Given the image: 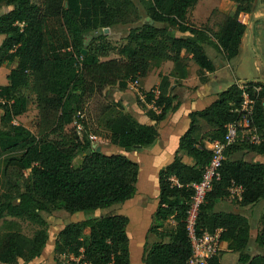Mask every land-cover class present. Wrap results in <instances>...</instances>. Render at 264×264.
I'll return each mask as SVG.
<instances>
[{"label": "trees", "instance_id": "trees-1", "mask_svg": "<svg viewBox=\"0 0 264 264\" xmlns=\"http://www.w3.org/2000/svg\"><path fill=\"white\" fill-rule=\"evenodd\" d=\"M197 1L150 0L148 19L130 26L127 41L116 45L102 27L112 30L118 15L136 11L134 0H0V6L11 7L0 15V34L4 36L0 66L4 62L13 65L7 84L0 86V96L10 100L0 104V219L11 216L38 226L31 238L17 230L5 232L0 237V264L39 257L48 239L41 212L56 210L85 213L83 219L60 229L57 253L71 254L82 264H131L129 217L96 213L134 197L138 164L125 154L92 147L85 121L81 136L74 130V114L82 108L85 96L107 86L125 89L129 82L145 77L151 67L170 61L172 67L160 75L157 93L153 88L144 92L146 104L152 105H143L145 114L152 122L143 124L132 114L109 107L103 112L105 132L100 136L97 132L99 142L124 151L152 144L158 137V124L180 105L170 77H186L189 61H193L199 81H206L216 69L206 53L207 45L226 59L237 56L246 29L238 16L249 12L254 0H226L227 5L236 3L235 11L229 14L228 6L224 7L223 21L211 35L186 21L188 8ZM111 53L118 57L110 58ZM247 83L260 86L257 93L247 90L254 100L252 122L264 137V83ZM27 86L40 108L36 134L13 122L26 110L28 96L22 89ZM241 93L233 82L209 105L188 113V127L178 138L171 161L157 173L158 201L147 231L158 239L149 244L145 237L143 264H187L192 251L187 229L194 195L191 185L202 179L203 168L211 160L205 141L223 139L225 125L238 118ZM53 133L57 136L50 137ZM243 148L264 155V141H237L225 149L221 179L199 205L194 227L197 234L220 229L226 250L237 252L240 263L264 264V253L251 255L249 251L251 243L264 248V211L260 229L251 237L244 215L214 209V201L228 195L230 180L243 188L240 206L264 202V163L234 157ZM223 252L204 264H220Z\"/></svg>", "mask_w": 264, "mask_h": 264}, {"label": "rangeland", "instance_id": "rangeland-1", "mask_svg": "<svg viewBox=\"0 0 264 264\" xmlns=\"http://www.w3.org/2000/svg\"><path fill=\"white\" fill-rule=\"evenodd\" d=\"M138 6V9L131 10L128 13L118 15L116 17L117 24L114 25V29L109 27H102L101 31L107 32L109 38L116 43V45L122 44L127 41V33L130 26H135L141 21L147 19V8L150 5V0H134ZM244 3L243 5H246ZM227 6L226 0H198L194 5L187 10V23L195 27L204 28L209 35L216 31L223 21L224 14L223 9ZM251 10L249 12L239 13L238 19L245 23L247 32L244 36V42L242 44L240 53L231 58L226 59L221 51H215L212 47L207 45L209 56L215 58L216 61L220 60V55L223 57L224 64L228 71L235 73L236 80H253L259 76H264V17L260 16L264 13V0H254L250 3ZM229 14H233L236 8V3L229 5ZM122 12H124L122 10ZM142 14V15H141ZM123 20V21H121ZM125 21H128L125 23ZM133 24H129L132 23ZM160 25V24H158ZM111 30V31H110ZM95 32H93L94 34ZM90 36L87 34L86 37ZM257 35H259L257 37ZM213 39V37H211ZM259 38V40H257ZM216 53H219L218 55ZM217 55V56H215ZM110 58L118 57L117 54L111 53ZM189 58V56H187ZM193 63H191L192 65ZM172 64L170 61H163L159 67H151L149 69V82L148 88L156 90V82L159 80L162 73H169ZM259 67V68H258ZM159 71V74H158ZM1 74V73H0ZM223 78L224 75H222ZM142 79V78H141ZM139 80L140 90L144 92L148 91L144 88ZM221 83L225 82L224 79L220 80ZM202 83V82H200ZM212 87L217 88V83L211 82ZM226 88L223 84L221 89ZM218 90V89H217ZM22 92L28 96V103L25 112L15 117L16 123H22L26 127L30 128L33 133H37L38 123L40 119V108L37 105L36 97L33 92L30 91L29 86L24 87ZM180 95L183 90L179 89ZM143 98V97H142ZM139 92L127 86L125 89H120L117 86H107L90 96H85L80 109L84 115V120L87 125V129L92 134L104 133L105 130L102 126V119L104 117L103 112L109 107H117L124 112L132 114L141 123L152 122L145 114L144 106L150 107V104H146L145 97L142 99ZM129 105H125V102ZM149 119V120H148ZM147 120V121H146ZM146 124V123H145ZM166 127L164 122H160L157 127L158 135H162L156 146V149H149L147 147H133L130 151H124L122 148L99 142L98 134L97 145L102 146L105 153H122L135 160L138 164L139 175L136 184V194L131 202H123L120 204L112 205L111 207L97 211L99 213L116 212L125 214L129 217V223L127 225V233L129 238V251H130V263L131 264H143L141 254L143 250V242L145 237L149 244H152L158 238L149 233L147 230L151 224V215L157 205L156 197L158 194L157 184V169L158 166H162L164 158L159 160H150L154 155H159L164 151H170L173 148L175 136L172 133H166ZM71 133L70 129H67ZM160 131V132H159ZM56 134H51L50 137H56ZM103 139V138H102ZM155 143V142H154ZM205 144L208 145L207 141ZM242 150V151H241ZM237 151L234 157H242L246 160H251L246 156L244 152L245 148ZM156 151H159L156 153ZM242 152V154H241ZM168 155V154H164ZM172 156V154H171ZM233 157V156H232ZM233 157V158H234ZM184 161L187 157L182 156ZM148 162L149 165H148ZM157 166V167H156ZM220 201H225L230 205L229 210H235L239 205L237 198L222 197L214 201V205H218ZM259 206H262L259 205ZM41 215L47 222L48 239L39 257L32 259L29 262H23L19 260L18 264H82L78 262L71 254H59L55 250L56 241L59 240L58 233L63 226L72 221L81 220L85 217V213L76 212L68 213L64 210H56L50 213L41 212ZM38 228L36 224H33L27 220L15 218L11 216H5L0 219V237L7 231L17 230L27 238H31L34 231ZM252 253H257L259 250H249ZM261 251V249H260ZM259 251V252H260ZM221 253V250L219 251ZM218 252V253H219ZM216 254L219 257V254ZM262 253V252H260ZM238 254V253H237ZM235 252L223 253L221 257L222 264H243L237 259Z\"/></svg>", "mask_w": 264, "mask_h": 264}, {"label": "built area", "instance_id": "built-area-1", "mask_svg": "<svg viewBox=\"0 0 264 264\" xmlns=\"http://www.w3.org/2000/svg\"><path fill=\"white\" fill-rule=\"evenodd\" d=\"M236 83L242 89V99L236 109L239 116L237 119L225 125L226 131L223 139L208 142L207 147L211 151V160L209 164L203 168L202 179L191 185L194 187V195L190 202L187 229L192 251L187 260V264H204L207 259L215 256L221 250L222 241L220 239V229H216L213 232L203 230L201 233L197 234L194 223L199 205L205 201L206 194L211 190L214 183L221 179L220 169L222 167L225 149L237 141L250 144H257L260 141H264V137L260 135L257 127L252 122L254 100L250 97L247 90L251 88L254 93H257L260 90V86L248 84L247 81H237ZM128 86L136 89L141 98L145 97L143 91L140 90L138 80L129 82ZM9 102L10 100L0 96V104H6ZM84 121L83 113L78 110L74 114L72 126L79 136H81L85 130ZM13 122L16 123L15 120H13ZM88 138L92 144L97 143V137L95 134L89 133ZM172 180L180 186L176 179L172 178ZM226 190L228 192V197L240 199L243 188L240 185H237L233 180H230L226 186Z\"/></svg>", "mask_w": 264, "mask_h": 264}, {"label": "crops", "instance_id": "crops-1", "mask_svg": "<svg viewBox=\"0 0 264 264\" xmlns=\"http://www.w3.org/2000/svg\"><path fill=\"white\" fill-rule=\"evenodd\" d=\"M232 3H229L227 5L228 8H229V5ZM10 8H11L10 6H6V5L0 6V15L2 13L7 12ZM260 16L264 17V13L261 14ZM258 36L259 35H257V37ZM3 38H4V36L0 34V44L3 40ZM257 40H259V38H257ZM243 42H244V40H243ZM205 49H206V53L209 56L207 48H205ZM216 54L218 55L219 53H216ZM217 55H215V56H217ZM219 57H220V60L216 61L215 58H213L212 56H209V58L216 64V69L213 72L209 73L208 79L202 83H200L201 81H199L198 76L196 75L197 65L193 61H189V74L186 77H183V78L170 77V82H171L170 87L173 89L172 92L175 93L178 96V98L180 99V105H179L177 110H175L174 112H170L166 116V118L163 122H164V126L167 129L166 133L167 134L172 133L175 136V140H174V144L172 146L173 148H171V152L168 150L164 151L163 153L159 154L162 156L155 157L156 155H154V157H152L150 160L153 159L154 161H156V160H159V158L163 157L164 158V160H163L164 164L163 165H165L169 161H171V159L174 155V151H175L176 146H177L178 138L188 127V124H189L188 113L191 111H194V110L203 109L204 107L209 105L213 100H215V98L217 97V93L219 91H221L220 89H221L223 84H225L227 87L229 84H231L233 82L240 81V80H236L234 78L235 73L233 71H228L226 69V66L224 64L225 60H223V57L221 55ZM191 63H193V64L191 65ZM11 67H13V65H9L6 62H4L0 66V73H1L0 74V86L7 84L6 76H7ZM158 74H159V71H158ZM162 74H166V73H162ZM222 75H224L225 78H223ZM149 76L150 75L148 74L141 79V83L143 84L142 86L144 88H146V90L151 88V87L148 88L149 87L148 86ZM221 79H224L225 82L221 83L220 82ZM253 80H257V81L264 83V76L263 77L259 76L257 78H253ZM244 81H248V79L247 80L244 79ZM158 82H159V80L156 82V84ZM211 82H214V83L216 82L217 88L212 87ZM179 89L183 90V93L181 95L179 93ZM125 105H129L128 101L125 102ZM147 122H145V123H147ZM160 137H162V135L159 134L158 137L156 138V140L154 141L155 143L153 142L152 144L147 145L145 147H147L149 149H156V146L158 145ZM158 152L159 151H156V153H158ZM244 152H246V156L251 158V160H248V161H258V162L264 163V155L256 154L253 151H248L246 149L244 150ZM164 154H168V155H164ZM171 154H172V156H171ZM241 154H242V152H241ZM183 156H185V155H183ZM188 161L189 160L187 159L186 162H188ZM149 163L150 162H148V165H149ZM162 166H158L157 170H159ZM157 173H158V171H157ZM133 198L127 200L126 202H131ZM224 198H226V196ZM157 201H158V196L156 197V202ZM261 204H262V206H259ZM229 207H230V205H228L227 202L220 201V203H218L217 206L216 205L214 206V209L215 210L232 211V212L240 213V214L244 215L248 219L249 224H250L251 237H254L257 234V232L261 226L260 217L264 211V202L259 201L253 205H247V206L238 205V206H236L235 210H231L232 208L229 210ZM253 249L260 251L261 248L256 247L254 245V243H251L250 250H253ZM221 251H224L223 253L232 252V251L226 250V242H224V241H222V243H221ZM259 251L257 253H260V252L264 253V248L261 249L260 252ZM223 253L220 255V259H219L220 264H222L221 257L223 255ZM235 253L237 254V252H235ZM254 254L255 253H252V255H254ZM237 259H238V254H237Z\"/></svg>", "mask_w": 264, "mask_h": 264}, {"label": "water", "instance_id": "water-1", "mask_svg": "<svg viewBox=\"0 0 264 264\" xmlns=\"http://www.w3.org/2000/svg\"><path fill=\"white\" fill-rule=\"evenodd\" d=\"M147 19H148V17H147ZM247 32V27H246V29H245V32H244V36H245V33ZM243 40H244V38H243ZM243 44V43H242ZM242 47V46H241ZM241 47H240V50H241ZM240 53V52H239ZM244 81V80H243ZM92 147H96V150H100L101 149V146L100 145H97L96 143H93L92 144Z\"/></svg>", "mask_w": 264, "mask_h": 264}]
</instances>
